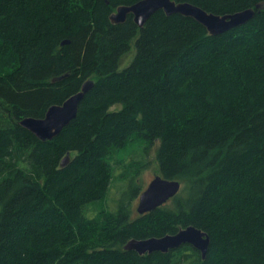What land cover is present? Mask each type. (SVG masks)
<instances>
[{"label":"trees","instance_id":"trees-1","mask_svg":"<svg viewBox=\"0 0 264 264\" xmlns=\"http://www.w3.org/2000/svg\"><path fill=\"white\" fill-rule=\"evenodd\" d=\"M138 1L0 0V264H264V0H175L215 15L254 9L219 36L162 11L140 29L131 15L110 22ZM87 80L75 119L52 140L18 124ZM139 141L144 155L157 143L159 175L180 182L178 195L133 217L140 162L123 171L117 211L90 216L113 153ZM188 226L209 236L205 259L189 245L124 250Z\"/></svg>","mask_w":264,"mask_h":264},{"label":"water","instance_id":"water-1","mask_svg":"<svg viewBox=\"0 0 264 264\" xmlns=\"http://www.w3.org/2000/svg\"><path fill=\"white\" fill-rule=\"evenodd\" d=\"M259 6H257L258 8ZM162 11L166 16L178 14L191 18L202 25L210 36L222 35L235 27L238 28L247 24L255 15L254 9H245L239 12L215 15L208 13L200 7L188 2H176L175 0H140L129 6H120L110 15L112 24H122L126 17L131 15L134 24L140 29L146 21L156 12ZM94 86V81L87 80L82 84L81 89L67 98L60 105L50 106L43 118L26 117L18 124L34 135L40 141H50L55 138L64 127L75 119L78 106L84 95ZM69 154L61 160L64 167L68 162ZM181 188L180 182L164 179L160 175L154 176L146 188L138 196L136 213L143 215L150 213L178 195ZM209 236L206 232L188 226L180 229L172 235L151 237L148 239H132L126 243L124 250L134 251L139 255L151 254L154 252L167 253L180 248L182 245H189L196 249L202 259L206 258L209 247Z\"/></svg>","mask_w":264,"mask_h":264},{"label":"rangeland","instance_id":"rangeland-1","mask_svg":"<svg viewBox=\"0 0 264 264\" xmlns=\"http://www.w3.org/2000/svg\"><path fill=\"white\" fill-rule=\"evenodd\" d=\"M115 12V11H114ZM131 50L129 54L123 59L120 69L128 66L132 57L134 56L133 42L131 43ZM120 105H115L110 107V111L119 110ZM143 142H135L125 145V147L112 155L113 164V178L109 185L106 196L103 200L96 206H89L88 213L90 216H94L99 210L106 212H116L122 193L126 190L127 181L122 177L123 171L126 167H138L140 162H142L143 167L140 168L138 174V184L144 190L148 183L152 181L154 176L159 175L158 164L156 162L155 151L157 148V143L150 146L147 150V154L144 155V149L142 145ZM145 144V143H144ZM135 175V173H130V176ZM128 180V179H127ZM138 202V196L131 201V211L132 216H136V206Z\"/></svg>","mask_w":264,"mask_h":264}]
</instances>
